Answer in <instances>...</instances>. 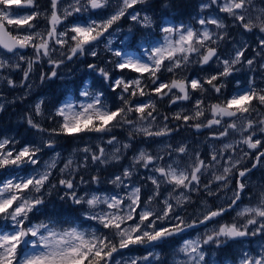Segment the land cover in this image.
Listing matches in <instances>:
<instances>
[{
  "label": "snow or ice",
  "instance_id": "1",
  "mask_svg": "<svg viewBox=\"0 0 264 264\" xmlns=\"http://www.w3.org/2000/svg\"><path fill=\"white\" fill-rule=\"evenodd\" d=\"M147 2L50 0L48 8L40 11L36 0H0V70H21L22 85L34 65L45 59L51 71L41 72V81L56 77L60 66L75 57H97V46L106 37L104 48L116 57L107 63L122 73L113 78L105 67L88 64L113 93L119 90L118 105H110L103 91L92 92L85 86L79 91V98L65 99L46 117L54 122V127L46 128L37 119L44 118L43 99L35 103L34 114H25L28 126L41 134L40 143L29 142L17 147L19 141L14 137L0 138V171L14 170L9 177L0 178V221L10 224L9 229L0 228V264H151L150 258L160 259L155 248L161 242L200 227L204 228L203 233L198 231L195 237L182 240L172 255L171 264H208L205 246L220 248L229 241L264 237V186L250 194L248 204L239 203L248 187L244 178L252 169L264 164V140L256 138L257 131L264 134V87L257 86L255 78L251 77L244 88H240L237 81V90L231 96L224 97L222 92L225 78L239 71L237 65L245 64L249 70H254L255 56L264 59V0H202L199 5L201 13L215 5L232 20L234 27L242 28L245 33L257 31L260 34L258 48L253 49L255 56L251 59H246L247 43L234 42L231 52L221 55L220 45L229 34L228 25L219 15H198L199 28L184 23L163 25L160 40L155 44L148 42L146 59L114 51L110 37L122 19H130L142 28L152 27V17L146 12L142 15V9L137 10L138 5ZM96 10H103L105 14L99 18L89 16L84 23L65 24L74 14ZM41 18L46 21L44 28L36 23ZM115 31L120 29L115 27ZM29 48L32 55L26 57L22 52ZM9 54L17 60H10ZM212 62L218 69L213 74L203 78L187 75L191 65L203 67ZM22 63L27 66L22 68ZM259 68L264 76V63H259ZM124 70L137 75L129 78L123 74ZM164 71L171 74L170 79L161 80L160 73ZM0 80L15 87L10 77L0 76ZM209 89L220 98L216 103L205 105V93ZM195 92L201 95L192 108H181L171 119L196 131L215 129L208 137L206 158L183 142L164 144L155 154L141 148L120 174L108 179L107 183L118 192L85 188L81 194L82 186L101 182L99 175L86 180L80 175L82 170L90 165L119 162L137 136L146 140L169 136L177 129L169 127L168 115L158 119L161 115L158 103L166 97L169 105L190 101ZM125 127L128 141L122 143L112 133ZM90 133L99 134L95 148L86 143L73 148L67 156L53 151L48 160L41 162L44 148H56V137L79 140L82 134ZM233 135L240 138L228 140ZM211 141H219L220 147ZM240 145L254 150L251 168L241 167L251 153L241 148L236 155ZM106 146L111 147L110 152ZM28 166H31L30 172L20 175ZM138 168L149 173L142 177L146 181L143 185L133 182ZM233 181L235 188L231 189L229 197L227 191ZM59 189H63L61 200L83 206L84 218L99 227L82 228L52 216L33 222L35 214L45 206L46 197ZM145 189H148L146 198ZM200 192L208 197L224 192L220 198L225 203L213 207L207 200H201L195 213H188L187 207L193 203L192 194ZM230 209L236 212L232 221L219 222L218 218ZM137 246L152 250L144 256L122 255V250ZM117 255L121 258L117 259ZM228 264H264V243L258 249L241 247Z\"/></svg>",
  "mask_w": 264,
  "mask_h": 264
},
{
  "label": "rangeland",
  "instance_id": "2",
  "mask_svg": "<svg viewBox=\"0 0 264 264\" xmlns=\"http://www.w3.org/2000/svg\"><path fill=\"white\" fill-rule=\"evenodd\" d=\"M162 0H158L157 3L153 2L152 0H148V2L144 5H138L137 10H143L141 14L143 15L144 12H146L149 16L152 17L153 20V25L151 28H142L139 24L131 21L130 19L124 18L122 19L119 24L115 27H118L120 31H115V27L112 30L113 35L110 37L112 39V45L111 47L113 50H118L121 51L122 53L126 55H130L133 57H139L141 59H146L145 56V49L149 46L148 42L151 41L152 44H155L158 40L161 38V32L160 28L163 25L166 24H192L194 27L199 28L200 25L196 23V18L198 15H219L221 18L225 20V23L228 25L227 31H228V39L223 42L220 45V53L221 55L226 56L229 52H231L233 43H247L249 45L247 51H246V59H251L255 56V52L253 49L258 48V43H259V36L260 34L257 31H254L252 33H245L244 30L240 27H234L233 22L230 18L226 16L224 13H220L219 9L213 5L211 8L205 10L203 13L200 11V3L202 0H190L189 6L191 7V15L189 19L185 22H174L173 15L177 12H173L168 10L169 7V0L164 3L162 6L164 9H166L167 13L164 16V12L159 8L160 7V2ZM37 5L39 1H36ZM43 3V7H39L40 11H45L50 3V0H40V3ZM153 2V3H152ZM156 5H155V4ZM162 3V4H163ZM105 12L103 10H96L95 12L92 13H83V14H74L73 17H69L67 21H65V24H71L72 22H79V23H84L89 16L91 18H99L100 16L104 15ZM39 26V28H44L46 26V21L41 18L36 22ZM208 27L212 28L215 30L214 26L209 25ZM230 28H233L231 30H228ZM131 29V31H129ZM136 29H139L137 32ZM230 31V32H229ZM139 33V40L140 43L138 44L139 48L138 51H130V50H124L125 48H128V46L131 44V39L132 36L138 35ZM107 43V37L97 46V51H98V56L95 57L97 61L102 60L103 66H100L97 64L96 61H90L89 63L85 64L84 62L85 58H94L90 55H85V56H78L75 57L72 61H68L65 64L61 65L60 68L57 70L58 75L52 79H45L41 81L40 76L41 72L40 71L37 73L36 69H33V71L30 73V76L27 81L24 82V84H21V80L23 79V72L19 69H8V70H0V76L4 77H10L15 81V87H10L6 80H0V104H4L9 102L10 100H15L17 98L21 97H28V102L30 105V108L34 110V105L41 99L44 100L46 92L49 90V86L52 85L54 86L56 91H62L66 89H72V85L70 83L71 80H76V76L79 78L80 76L87 77L86 80L81 81L80 86L78 87V90L76 92V97L73 96H66L63 98V96L59 99V104L63 102L65 99L68 98H79V91L83 89L85 86L89 88L90 91L92 92H97L93 90L90 87L89 83V78L95 75H99L98 72H95L89 68H87L88 64H96L99 67H105L106 68V58H103L105 55H112L110 52L106 51L104 48V44ZM134 44V42H132ZM23 55L26 57L32 55V49H27L26 51L22 52ZM10 60L15 62L17 60L16 57H12L11 55L8 56ZM256 63L253 66V69L255 70H249V68L245 65H237V68H239V71L234 72L231 76L225 78V87L222 89L223 96L224 97H229L231 94H233L237 90V81H239V87L244 88L247 86L248 80L251 77H254L257 83V86L259 87H264V76H262V72L259 68V63H264V59H262L259 56H255ZM46 67L48 68L47 73L51 71V65L47 63V60L45 59L42 61ZM194 66L190 68V70L187 71V75L190 78H195V77H201L203 78L206 75L213 74L215 71H217V66L215 62H212L210 65H205L201 67L199 64H193ZM27 65L22 63V68L26 67ZM119 76L116 75L115 77ZM133 75V77H135ZM114 77V78H115ZM129 78H132L128 76ZM170 79V78H169ZM161 80H163L161 78ZM68 83V84H67ZM79 83V82H77ZM76 83V84H77ZM229 84V85H228ZM75 84H73L74 87ZM229 86V88H227ZM207 88L208 86L205 85ZM227 88V90H226ZM211 94L208 96L207 93H205V105L209 103H216L218 102V99L220 97L217 96V94L209 89L208 93ZM228 92V93H227ZM227 93V94H226ZM65 95V94H64ZM199 92L193 93V99L190 101H180L174 105H169V98L166 97V105L163 106L169 107V110L166 111L167 114L163 112L162 109L159 108V111L161 113L160 117H158L159 120H162L163 115H168L169 120L167 123L169 124V127L173 129H177L176 131H173L169 136L167 137H156V138H149L147 140H144V142L137 141L136 139L132 140V147L135 146L133 149L130 151H126L123 155V158L119 162H111L108 165H90V167L87 170H82L80 175H83L86 180H91L92 175H99L100 177V183L99 184H90L86 186H82V188L79 190L82 194L83 190L85 188H89L91 191H100V192H118L119 190L116 189L113 185L107 183L108 179L111 178L113 175H118L120 174L124 167L128 166L131 163V157L136 154L141 148L146 149L150 153L155 154L159 149L167 143H171L173 145H178L179 143H187L190 149H196L199 150L205 158L207 157V153L209 151L208 149V137L210 135V132L215 131V129H207V128H202L200 131H196L194 128H190L187 126H183L181 121H175L171 120V116L173 113L180 111L181 108L184 109H191L192 105L195 102L196 98L200 97ZM82 99V98H80ZM144 99V98H141ZM163 103V104H164ZM44 109V106H43ZM264 111V109H262ZM34 112V111H33ZM48 108L44 110V115L46 113H50ZM210 115V114H209ZM255 113H253V117H255ZM119 130H122L121 128H118ZM127 132L128 129L127 127L124 128ZM179 130H182L183 133L180 134ZM180 135L183 136V138L180 137ZM40 137L41 134L38 132H35L34 138L35 143H40ZM46 137V134H45ZM2 138V136H0ZM108 138L107 135L104 136V139L106 140ZM239 135H233L229 136L228 140L232 139H239ZM256 138L264 140V134H261L257 131ZM119 140L123 142L128 141V137L124 138H119ZM99 142V134L95 133H90V134H82V139H75L73 140L72 143H70L69 146H65L64 144H61V146H56L54 150H50L47 152V154L41 158V162L44 160H48L52 155L53 151L56 152H61L64 156H67L73 148L76 147H83L86 143H89L95 148V144ZM211 143L216 144L217 148L220 147V142L219 141H211ZM66 147V149H64ZM108 147L109 152L111 151L110 146ZM243 148L246 151H249L251 154L249 157L245 158L242 161L241 167H248L251 168L252 163L255 160L254 156V150H248L246 145H240L236 148V155L240 154V149ZM45 154V153H44ZM82 155V154H81ZM120 163V165H119ZM244 163V164H243ZM62 166V165H61ZM119 166V167H118ZM110 167H113L114 169H111ZM31 170V166L26 167L23 171H20V175H27ZM13 169H8L6 171L5 177H9L13 173ZM58 173V169H57ZM148 171L143 168H138V171L136 175L133 177V182L134 183H139L141 185L145 184L146 181L142 179V177L148 175ZM245 182L248 184L247 189L245 190L242 198L243 201L240 202V205L243 206L245 204L249 203V196L254 190H259L262 186H264V164L258 165L257 168L252 169L251 173L244 178ZM77 180H79V175L77 176ZM204 182H207V177L204 178ZM151 185H148V188H150ZM235 188V183L233 181L230 189L227 191V195L230 197L231 196V189ZM215 190V187L213 188ZM148 194V189L144 190V196L146 198ZM225 195L224 192L218 193L217 197H208L206 193L200 192V193H194L192 194V200L193 203L187 207V212L188 213H195V210L201 206V200H207L209 206H217V205H222L224 204V200L221 199L220 197H223ZM253 202H255L253 200ZM80 211L79 215L81 218V221L76 222L74 224L80 225L82 228H90V227H98V225L94 224L92 221H88L84 218L83 216V211L84 207L80 206ZM183 214V213H182ZM227 214V213H226ZM224 215L222 218H218L219 222H231L232 218L235 217V210L230 209V212L228 215ZM0 228L3 229H9L10 224H6L3 221H0ZM203 233L204 228L200 227L198 230L193 231L189 235H185L179 239L172 238L167 242H161L160 246L155 248L156 252L160 253V259L157 261L154 258H150L151 264H171L172 260V255L175 251V249L179 246V244L182 242L183 239H188L195 237L197 235V232ZM186 234V233H185ZM183 235V234H182ZM173 242V243H172ZM264 243V237H249V239H243L241 238V241L239 242H234V241H229L227 244L223 245L220 248H216L215 245H210V246H205L206 250V259L208 260V264H228V261L233 258V256L240 250L241 247L245 249H258L260 244ZM227 246L231 248L232 255L227 253ZM152 250V249H145L143 247L137 246L134 247L130 250H122V255L124 257H129V256H144L147 254V251ZM166 251L165 254L163 252ZM223 253V254H222ZM221 254V255H220ZM117 259H120L121 256L117 255Z\"/></svg>",
  "mask_w": 264,
  "mask_h": 264
},
{
  "label": "trees",
  "instance_id": "3",
  "mask_svg": "<svg viewBox=\"0 0 264 264\" xmlns=\"http://www.w3.org/2000/svg\"><path fill=\"white\" fill-rule=\"evenodd\" d=\"M36 1H39L38 2L39 7L44 6V4L42 2L40 3V0H36ZM152 1L157 3L158 0H152ZM167 1L168 0H162L159 4L160 5L159 8L164 12V16L166 15L167 11L162 6ZM189 2H190V0H169L168 10L173 11V12H177L173 15V18L175 19L174 20L175 23L176 22H185L189 19L190 15H191V7L189 6ZM231 29H233V28H230L228 30H231ZM136 31L138 32L139 29H136ZM132 42H134V44H132ZM139 43H140V40H139V33H138V35L132 36L131 44L128 46V48H125L124 50L138 51V48H139L138 44ZM103 58H106V61L116 60V57H114L113 55H110V56L105 55ZM90 61H96L98 65L103 66L102 60H99V62L95 58H85V60H84V62H86L85 64L89 63ZM106 65H107L106 69L110 72V74L112 75L113 78L118 74L119 75L122 74L119 70L115 69L113 64L107 63ZM193 66L194 65H191V67H193ZM33 69L39 70V71H37V73L40 71L47 73V70H48V68L46 67V65L43 62L34 65ZM254 72H255V70H254ZM123 74L126 75L127 77L128 76L133 77V75H135V74L137 75V73L131 72L130 70H124ZM160 78H162L163 80L169 79V78H171V74L164 71V72L160 73ZM86 79H87V77L80 76L78 78L76 76V80H71L70 83L72 85V89H73L72 91H71V89L70 90L64 89L62 91H59V90L56 91L54 86L50 85L49 86L50 88L46 92L45 99H44V105H43L44 110L46 108H48L49 111L53 112L55 107L59 106V99L62 96H63V98H65L66 96H69V95L76 97V92L78 90V87L81 84V81L86 80ZM88 81L90 83V87L93 90L103 91L105 93V96H106L108 102L110 103V105H112L114 107L120 103L116 98L119 90H117V93H113L111 91V89L108 87L107 83L103 80V78L100 75L92 76L89 78ZM77 82H79V83H77ZM73 84H75L74 87H73ZM227 88H229V86H227ZM227 88H226V90H227ZM207 94L209 96L211 94V92L210 93L207 92ZM28 99H29L28 97L17 98L16 100L14 98L13 100H10L9 102L4 103L3 104V110L0 111V136H2V137H5V136L14 137L16 141H19V144L17 145V147H20V146L24 145L25 143H29V142L35 143V139H33V138H34L36 131L28 126L26 119H25L26 113L33 112V110L30 108ZM166 100L167 99L165 98L163 101H160L158 103V108L162 109L165 114H167L166 111L169 110V107H165V108L163 107L166 105V103H164V102H166ZM50 113H46L44 115V118L37 117V119H39L41 121V123L43 124V126L46 128H51V127L55 126L53 121H49L46 118ZM33 114H34V112H33ZM57 119H59V118H57ZM179 132H180V134L183 133L182 130H179ZM112 134L116 135L118 139L128 137V132L124 128L122 130L115 129ZM180 137L183 138L182 135H180ZM136 138L135 139L137 141L139 140L141 142H144V140H146L143 136H137ZM56 139L58 141V143H57L58 146H61V144H64L65 146H69L70 143H72L74 140L73 137H65V136L56 137ZM134 147L135 146L131 147L128 151H130ZM64 149H66V147H64ZM46 150H47V152H49L51 149L44 148L40 154L41 158H43L47 154V152H45ZM119 165H120V163H119ZM110 168L114 169L113 167H110ZM5 174H6L5 171H0V178H4L3 176ZM62 192H63V189L55 190L52 192V194L50 196L46 197L45 206H43L41 208V210L35 214V216L33 217V222H38L39 220H44L48 216H52L54 219H56L58 221H66V222H71L73 224L81 221V218L79 215V211H80L81 207L78 205H74L71 202V200H67V199L61 200L59 197L62 194ZM214 206L215 205H213V207ZM64 226H67V224H65ZM227 248L229 249L230 247L228 246ZM165 253H166V251L163 252V254H165Z\"/></svg>",
  "mask_w": 264,
  "mask_h": 264
},
{
  "label": "flooded vegetation",
  "instance_id": "4",
  "mask_svg": "<svg viewBox=\"0 0 264 264\" xmlns=\"http://www.w3.org/2000/svg\"><path fill=\"white\" fill-rule=\"evenodd\" d=\"M243 199H244V198H242L241 201H243ZM241 201H240V202H241ZM240 202H239V203H240ZM224 203H225V202H224ZM190 233H192L191 230L187 231L186 234L184 233L182 236H177V237H175V239H179V238H181V237H183V236H185V235H189ZM245 239H249V237H247V238H245ZM172 243H173V242H172Z\"/></svg>",
  "mask_w": 264,
  "mask_h": 264
},
{
  "label": "bare ground",
  "instance_id": "5",
  "mask_svg": "<svg viewBox=\"0 0 264 264\" xmlns=\"http://www.w3.org/2000/svg\"><path fill=\"white\" fill-rule=\"evenodd\" d=\"M44 99H45V98H44ZM243 164H244V163H243ZM229 212H230V210L227 212L226 215H228ZM195 230H198V229H195ZM195 230H191V231L193 232V231H195ZM227 247H228V246H227ZM227 247H226V248H227ZM227 249H228V248H227ZM228 252H230L229 254L232 255L231 248H229V249L227 250V253H228ZM222 254H223V253H222ZM220 255H221V254H220Z\"/></svg>",
  "mask_w": 264,
  "mask_h": 264
},
{
  "label": "water",
  "instance_id": "6",
  "mask_svg": "<svg viewBox=\"0 0 264 264\" xmlns=\"http://www.w3.org/2000/svg\"><path fill=\"white\" fill-rule=\"evenodd\" d=\"M27 49L23 50V51H26Z\"/></svg>",
  "mask_w": 264,
  "mask_h": 264
}]
</instances>
